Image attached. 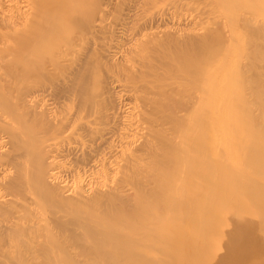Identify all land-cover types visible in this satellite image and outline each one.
Here are the masks:
<instances>
[{
  "label": "bare ground",
  "instance_id": "6f19581e",
  "mask_svg": "<svg viewBox=\"0 0 264 264\" xmlns=\"http://www.w3.org/2000/svg\"><path fill=\"white\" fill-rule=\"evenodd\" d=\"M124 1L93 10L97 1L66 0L65 17L91 33L75 52L74 22L30 0L27 15L43 6V25L28 31L36 46L17 35L34 47L20 59L4 31L16 20L1 14L0 238L46 235L23 264H264V0H209L187 18L190 2L168 0L170 11L144 21L140 4L161 0ZM214 9L207 30L202 15ZM102 12L111 23L95 19ZM21 68L46 82L17 89L18 101L9 82ZM32 122L39 137L55 125L67 133L31 143ZM62 160L70 167L58 172ZM15 207L45 222L19 224Z\"/></svg>",
  "mask_w": 264,
  "mask_h": 264
},
{
  "label": "rangeland",
  "instance_id": "374dc122",
  "mask_svg": "<svg viewBox=\"0 0 264 264\" xmlns=\"http://www.w3.org/2000/svg\"><path fill=\"white\" fill-rule=\"evenodd\" d=\"M35 1H36V0H35ZM35 1H32V0H31V3H32V2H35ZM42 1H45L44 4H46V1L48 2L49 0H41V1L39 0L40 3H42ZM67 1H68V0H67ZM96 1H97V2H96ZM101 1H102V0H101ZM101 1L98 2V0H94V2L99 3V4L94 3V4H95V5H94V4L91 3L90 5L87 4L88 8H87L86 6H83V7L89 9V6H90V9H91L92 5H94V9H93V7H92V9H93V10H96V8H95L96 5H100V4H103V3H104L103 6H102V8H103V7L105 8V5L107 4L106 1H109V0H103V1H102L103 3H101ZM128 1H129V0H128ZM128 1H124V2H126V4H127ZM167 1H168V0H164V1L161 0V1L157 2L156 5H155V4H150L151 7H150L149 4H148L149 7L147 6V8H146V6H145V7H144L145 10H144V8H142V7L144 6V3H143V5L140 4L139 10L142 9L144 12H142V10H140V11H138L137 13H138L139 15H141L140 17H141V19H142V18H143V15H146V16L148 15V17H149V14H150V17H151V16H154L153 14H155V15H159V14H157V13L162 12V11H163V13H164L165 11L168 12V11H170V10H169V7H170V4L172 3L173 0H172L170 3H168ZM169 1H170V0H169ZM187 1L191 3V4L189 3V6H188L189 9L186 8V10L188 9V10H187L188 12H187L186 10H182V11H181L182 14H181V12H180L181 16H182V15L185 16V14H186V16H185L186 18L188 17V15H191L192 13H194V10H197L198 7H196V6H198V5H199V6L201 5L202 7H203V5H208L209 8L211 7L210 3L208 2L209 0H195V2H194V0H187ZM29 2H30V0H9V1H8V0H0V7H1V8H0V16H1V14H4V13L7 14V13H9V14H7L8 17L12 15L14 21H15V20H16V21L18 20L17 23H15L16 21L13 23V27H12L13 30H12V28H10L12 25H10V27H9V25H8V26L6 27V29L4 28L5 25H4V24L2 25V27H3L2 29H5L4 31H6V34H7V32H8V35H7V36H9V33H10V35L12 36V37L9 36L8 39H9V41L11 40V41L13 42V44L9 42V43H10L9 45L15 46L17 52H18V49L23 48V46H25L24 49L27 48L26 46H28L27 49L31 50V52L34 51V50H32V49L34 48V47H33L34 42H35V45H34V46L37 45V44H36V41H35V38H36V34H35V33H36V32H35L36 30H35V29H37V28L39 29V28L43 25V24H42V23H43L42 20H41V21H38L39 23L35 21V20H36L35 17H38L40 14L42 15V13L44 12V11H43L42 13H39V12L42 11L43 6L40 7V5H38L39 3L37 4V5L40 7V11H39V9H38L39 12L37 11L38 13H36L35 16H34V12H33L32 16H33L34 18L31 16V18H33V19L30 20V15H27V14H31V13H32V12L29 13V10H30V9H29V6H30V5H29V4H30ZM51 2H52V0H50V3H51ZM55 2H56V3H55ZM164 2H166V3L169 4V5L167 4V7H166V8H165V6H166L165 4H166V3H165L164 6H163V3H164ZM173 2H174V1H173ZM193 2H194V3H193ZM15 3H16V4H15ZM17 3H18V4H17ZM48 3H49V2H48ZM48 3H47V5H48ZM50 3H49L48 8H45V7H44V8H45V12L43 13V15L46 14L45 16L48 17V18H49L50 16L52 17V15H53V17L55 18V17L58 15V16L56 17L57 19H55V20H59V18H61V20H60V21L62 22L61 24L64 23V25H65L67 28H68L69 24L73 21V22H74V23H73V24H74L73 27L71 26V25H72V23H71L69 28H71V29H74V27L77 28V29H74V30L77 31L76 33H78V32L80 31L79 28H82L81 26L79 27L80 22H79L77 19H75L74 17H73L74 19H72V18L67 19V17H65V16L70 17V13H71V11L68 9L69 7L66 6V0H65V3H62L61 0H54L51 4H50ZM105 3H106V4H105ZM204 3H205V4H204ZM26 4H27L28 6H27ZM42 4H43V3H42ZM42 4H41V5H42ZM52 4H53V6H52ZM62 4H63V5H62ZM161 4H162V5H161ZM50 5H51V6H50ZM59 5H60V6H59ZM64 5H65V7H67V8H65ZM145 5H146V4H145ZM18 6H20L19 9H21V8H22V9H21V10H17L16 8H17ZM23 6H24V7H23ZM45 6H46V5H45ZM100 6H101V5H100ZM100 6H97V8L100 7ZM168 6H169V7H168ZM191 6H193V9H194V7H195V9H194V10L191 9V8H190ZM15 7H16V8H15ZM39 7H38V8H39ZM112 7H113V6H112ZM159 7L162 8V9H160ZM163 7H164V8H163ZM202 7H201V8H202ZM51 8H52V9H51ZM54 8H55V9H54ZM60 8H61V9H60ZM100 8H101V7H100ZM199 8H200V7H199ZM199 8H198V9H199ZM1 9H2V10H1ZM5 9H6V10H5ZM65 9L67 10V12H66ZM87 9H84V11H87ZM90 9H89L88 11H90ZM137 9H138V8H137ZM137 9H136V10H137ZM165 9H166V10H165ZM167 9H168V10H167ZM190 9H191V10H190ZM22 10H23V11H22ZM24 10H26V11H24ZM52 10H53V11H52ZM82 10H83V9H82ZM99 10H101V9H99ZM149 10H150V11H149ZM164 10H165V11H164ZM189 10H190V11H189ZM1 11H3V12L1 13ZM61 11H62V13H61ZM63 11H64V12H63ZM91 11H92V10H91ZM91 11H90V12H91ZM97 11H98V10H97ZM97 11H94V12H97ZM183 11H184V12H183ZM214 11H215V12L213 13V12H209V10H208V13L202 15V17L204 16V18H202L203 21L205 20L203 26H204V28L207 29V30H208L209 27H215V25H216V23H217L216 21H218V20L214 21L213 17H214V16L216 17V16L218 15V11H219V9H214ZM10 12H11V13H10ZM25 12H26V13H25ZM55 12H56V13H55ZM59 12H60V13H59ZM152 12H153V13H152ZM185 12H186V13H185ZM50 13H51V14H50ZM64 13H65V14L67 13V15H65ZM68 13H69V14H68ZM105 13H106V12H105ZM107 13H108V12H107ZM6 14H4L3 16H6ZM22 14H24V15H22ZM25 14H26L27 16H26ZM37 14H39V15L37 16ZM48 14H49V15H48ZM63 14H64V15H63ZM102 14H103V12L100 13V16H99V15L96 16V14L93 15V16H96L95 19L98 18V20H99L100 22H102L101 24H103V25H107V23L109 24V21H110V20H113V19H110V16H111L112 14H110V15H104V14L102 15ZM180 14L177 13V15H179V17H181ZM41 15H40V16H41ZM47 15H48V16H47ZM61 15H62V16H61ZM139 15H137L136 18H137ZM162 15H163V14H162ZM23 16H24V19H26V18L29 16V20H30V21L27 22L28 24H27V23L24 24V23L22 22V21H24V20H21V19H22L21 17H23ZM25 16H26V18H25ZM40 16H39V17H40ZM98 16H99V17H98ZM112 16H113V15H112ZM146 16H145V17H146ZM183 16H182V18H183ZM6 17H7V16H6ZM39 17H38V18H39ZM42 17H44V16H41L40 18L43 19ZM78 17H79V16H78ZM140 17H138V18H140ZM145 17H144V18H145ZM148 17H146V18H148ZM185 17H184V19H185ZM14 18H16V19H14ZM62 18L65 19V22H64V20H63ZM100 18H101V19H100ZM103 18L106 19V21H105V20H102ZM111 18H112V17H111ZM136 18L134 17L133 19H136ZM146 18H145V19H146ZM44 19H45V18H44ZM93 19H94V17H93ZM145 19H142V20L144 21ZM62 20H63V21H62ZM66 20H67V22H66ZM69 20H70V21H69ZM76 20H77V22H76ZM79 20H80V18H79ZM107 20H108V21H107ZM137 20H138V19H137ZM142 20H141V21H142ZM132 21H133V20H132ZM139 21H140V20H139ZM141 21H140V22H141ZM18 22H19V23H18ZM22 23H23V24H22ZM65 23H67L68 26H67V24H65ZM75 23H76V25H75ZM78 23H79V24H78ZM110 23H111V21H110ZM84 24H85V23H84ZM0 25H1V24H0ZM23 25H24V26H23ZM17 26H18V27H17ZM25 26H26V27H25ZM23 27H24V28H23ZM21 28H23V29H21ZM25 28H26V29H25ZM30 28L32 29V30H31V33H32V31L35 30V31H34V32H35V33H34L35 36L33 35L34 37H32V38H31V36H30L29 33H28V31L30 32ZM14 29H15V31H14ZM28 29H29V30H28ZM8 30H9V31H8ZM20 30H21V31H20ZM81 30H82V31H80V32H81L80 35L77 34L78 36H81V37H80L81 39L77 40V37H78V36L75 35L76 33L73 34L74 37L76 36V40H75V38H74L73 36H71V38L73 37V40L71 41V44H73V43H74L73 41H75V45H74V44L72 45L73 48L75 49V52H76V50L78 51V49L80 48V45H81V47H83L82 45H84L85 42L88 40V38L90 39V37H91V33H88L87 30H86V31L83 30V29H81ZM16 31H17V32H16ZM24 31H25V32L27 31V32H26V33L28 34L27 38L29 39V40H28V39H25V40H28V41L31 40V44H33V45H31L32 47H31L30 45H25V44H26V43H25L26 41L23 43V44H24L23 46H22L21 44H17V42H18L19 39H20V38L17 37V35H18L19 37L22 38V35H25V34H24V33H25ZM11 32H12V33H11ZM15 32H16V33H15ZM20 32H21V33L24 32V33L20 34ZM83 32H86V33H83ZM18 33H19V34H18ZM13 34H14L15 36H14ZM81 34H84L83 37H82ZM88 36H89V37H88ZM24 37H25V36H24ZM87 37H88V38H87ZM10 38H12V39H10ZM13 38H14V39H13ZM17 38H18V40H17ZM82 38H83V39H82ZM32 40H33V41H32ZM54 40H55V41H54ZM54 40H53V41H54L53 44H54V43H59V44L61 43V46H59L60 48L58 47V44H57V47L54 46V48H56V49L59 48V49H60V50H59L60 53H61L62 50H63V51L66 50L65 52H67V51H68V50H67V46H70V48L68 47V49H71V51H72L73 48H71V44H70V43H68V45H65V46H66V49H63V48H64L63 43H62V42H59V41L56 40V39H54ZM20 41H21V39H20ZM22 41H23V39H22ZM28 41H27V42H28ZM82 41H83V42H82ZM72 42H73V43H72ZM7 43H8V42H7ZM19 43H20V42H19ZM83 43H84V44H83ZM27 44H29V43H27ZM69 44H70V45H69ZM19 46H20V48H19ZM21 46H22V47H21ZM29 46H30V48H29ZM6 47H8V46H6ZM17 47H18V49H17ZM61 47H63V48H61ZM56 49H53L54 52L56 51V52L59 53V51L56 50ZM61 49H62V50H61ZM74 49H73V50H74ZM29 50H27V51H29ZM24 51H25V53H26V49H25V50L22 49V51H19L20 53L22 52L21 55H20V53H17L16 51H15L14 53H15V55H17V57H19V59H20L21 57H23V56L25 57V55H26V56H27V55L29 56V55L31 54L30 52H29L28 54H27V53H26V54H23ZM65 52H64V54H66ZM58 53H57V54H58ZM60 53H59V54H60ZM70 53H71V52H70ZM73 53H74V52L72 51V54H73ZM59 54H58V55H59ZM61 54H62V53H61ZM67 54H69V53H67ZM31 55H32V54H31ZM189 67H190L189 69H191V71H190V73H189L188 75H186V76L191 77V74L193 73L194 66H193V65H190ZM9 68L11 69V67H8V70H10ZM30 71L33 72L34 70H31V68H29V69L21 68L20 71H19L20 73L17 72V74L20 75V74L23 73L24 76H23V74H22V77H21V76H19V77L17 76V77H16V75H17V74H16V75H15L16 79H13V80H11L12 82H9L10 85L13 84V86H14V88L11 89V90H12V94H14V95H13L14 98H15V96H17V97L19 98L20 95L22 96V95H24V93H25L24 91H23V93H22V91H17V89H18V90H19V89H21V90H25V89H26L25 91H26V92H29L28 90H30L31 87H33V86L36 87V85H38L37 82H38V83H39V82L42 83L44 80H45V82H46V79H45V78H38V76L34 77L33 74H35V72L32 73V72H30ZM28 72H29V73H28ZM10 73H11V71H10ZM25 74H26V75H25ZM25 76H26L28 79L25 78ZM29 76H30V77L32 76V77L30 78ZM56 76L58 77V74H56ZM23 77H24V78H23ZM13 78H14V77H13ZM17 78H18V80H17ZM34 78H35L36 80L38 79L39 81H38V80L36 81ZM97 78H98V76L95 78L93 84L96 82ZM34 80H35V81H34ZM41 80H42V81H41ZM17 81H18V82H17ZM21 82H23V83H21ZM35 82H36V83H35ZM9 83H8V84H9ZM15 83H16V84H15ZM18 83H19V84H18ZM5 84H6V83L3 84V87L5 86ZM8 84H6V86H7ZM14 84H15V85H14ZM25 84H26V85H25ZM32 84H33V86H32ZM10 85H8V86H10ZM6 86H5V87H6ZM15 86H17V88H16ZM30 86H31V87H30ZM10 87H12V86H10ZM26 87H27V88H26ZM7 88H8V87H7ZM7 88H5V89H6V91L8 92L10 89L7 90ZM15 88H16V89H15ZM33 88H34V87H33ZM5 89L3 90L4 92H5ZM27 89H28V90H27ZM34 89H35V88H34ZM13 90H14V91H13ZM31 90H32V88H31ZM31 90H30V91H31ZM7 92H6V93H7ZM13 92H15V93H13ZM16 92H17V93L19 92V93H21V94L18 93V95H15ZM6 93H5V95H6ZM7 94H8V95H7L8 98H9V95H12V94H10L9 92H8ZM10 97H11V96H10ZM17 97H16V98H17ZM12 98H13V97H12ZM12 98H11V99H12ZM14 98H13V100H14ZM16 98H15V99H16ZM16 100L19 101V99H16ZM72 104H73V103L70 102V106H72ZM19 106H21V105H19ZM65 108H66V107H65ZM0 110H1V107H0ZM18 110H20V107H19ZM89 118H90V117H89ZM90 119H92V118H90ZM8 121H9V120H8ZM10 121H11V119H10ZM30 124H32V125H30ZM60 124H61V123H60ZM29 125H30V132H29V133H31V132L35 129V130L31 133V135H30V137H29L31 140L34 138L35 141H31V143L35 142V144H36V143L38 144L39 141H41V142H42V140L44 141V137H49L48 135H50V137H53L54 134H52L51 132H53V131H57V132H59V131H58L59 129L57 130V128H60V127H61V125H59V127H56V130H55V126H56V125H55V126L52 127V128H54L53 131L51 130V129H52V128H51L49 131H47V133H48V134L46 133L47 135L44 133V134H45L44 137L41 136V135H40V137H39V136H37L39 133L36 132L37 129L34 127L33 122H32V123H29ZM57 126H58V125H57ZM32 127H33L34 129H33ZM27 129H28V127H27ZM31 129H32V130H31ZM61 130H62V129L60 128V131H61ZM67 130H69V129H67ZM28 131H29V130H27V132H28ZM40 131L45 132V131H43V130L38 129V132H40ZM50 131H51V132H50ZM62 131L65 132V133H67V131H64V130H62ZM49 132H50L51 134H50ZM57 132H56V133H57ZM63 132H62V134H63ZM36 133H37V134H36ZM53 133H55V132H53ZM56 133H55V134H56ZM68 133H70V131H69ZM32 134H33V135H32ZM40 134H42V133L40 132ZM51 135H52V136H51ZM69 135H70V134H69ZM32 136H35V137L37 136V137L35 138V137H32ZM54 136H55V135H54ZM62 136H63V135H62ZM64 136H66V134H65ZM31 137H32V138H31ZM38 137H39V139L41 138V140H38ZM42 137H43V138H42ZM50 137H49V138H46V139L50 140ZM36 140H37L38 142H36ZM48 140L44 141V143H46V144L49 143L50 141L48 142ZM70 163H71V162H70L69 160H62V161H59L58 164H57V165H59V166H55V167L57 168L56 171H58V168H59V171H61V170H63V169L65 170V168H66V170H67V166L70 165ZM4 165H5V164H4ZM68 167H70V166H68ZM64 170H63V171H64ZM59 171H58V172H59ZM126 189H127V188H126ZM126 189H125V190H124V189L122 190V192H123V191L126 192V193H122L123 197H126V196L129 194V190H126ZM127 191H128V192H127ZM124 194H127V195H124ZM29 203H30V202H29ZM33 206H34V205L32 204V207H33ZM17 207L20 208L19 206H17ZM17 207L14 208V210H16L15 212H14V210H13V212L16 214V215H15L16 218H18V217L20 216L19 214L21 213V212H20L21 209L19 210ZM32 207H31V210L34 208V207H33V208H32ZM16 208H17L19 211H18ZM36 208H37V207H36ZM36 208H35V210H36ZM37 209L39 210V208H37ZM26 210H27V209H26ZM31 210H28V211H31ZM38 210H36V211H38ZM17 211H18L19 214L17 213ZM21 211H22V210H21ZM28 211H26V212H28ZM36 211H35V212H36ZM22 212L24 213L25 210L23 209ZM26 212H25V213H26ZM38 212H40V210H39ZM33 213H34V211H33ZM33 213H32V212L29 213V219H28V216H27V218H25L26 215L23 216V214H22L21 217H19V220H18L19 222L15 221L16 219L13 220L12 218H14V217H11L10 219H6V220H8V221H5V220H4V221L9 223V222H10L9 220H11V221H13V222H17V223H19V224H20L21 222L24 221V222L22 223V224L24 225L25 223H26V224L31 223V222H29V221H30V220L32 221V219L34 218V219H33L34 222H35V221L38 222V221L40 220V223L42 222L40 225H42V224L45 222L44 218H43V217L41 216V214H40V215H39L40 217H39V219H38V218L35 216V215H36L35 213H34V217H33ZM11 214H12V213H11ZM11 214H10V215H11ZM30 214H31L32 216H31ZM13 215H14V214H13ZM17 215H18V216H17ZM8 216H9V215H8ZM30 216H31V218H30ZM22 217L24 218V220H23ZM35 217H36L38 220H37ZM41 217H42V218H41ZM21 218H22V220H21ZM26 219H28V220H26ZM25 220H26V222H25ZM41 220H44V221H41ZM49 220H50V219H49ZM47 222H48V224H50V226H51L52 224H54L52 220H51V222L49 223V221H48V219H47ZM8 223H5V224L10 226V224H8ZM11 223H12V222H11ZM51 223H52V224H51ZM45 225H46V223H45ZM52 226H53V225H52ZM46 227L48 228V225H47ZM42 234H43V233H42ZM52 234H53V232H52ZM52 234L50 233V235H48V237L50 238ZM3 235H4V234H2V237H1L0 239H2V238L4 239L5 235H4V236H3ZM27 236H29V234H28ZM45 236H46V235H45ZM45 236H44V237L42 236V239H40L41 237L38 238V239L31 238L32 241L30 240V242L28 241L30 238H28V240H26V239H23V240H22L21 237H18V239H21V240H18V239H17L16 242H15V245H14V244H9L8 242H10V241H8V239L6 240V238H5L4 240L7 241V242L5 241V242L7 243V245H6V243L4 242L3 239H2V241H3L5 244L2 243L1 240H0V243H1V244H0V261H1L0 264H18L20 261H21V262H20L19 264H21V263L23 264L21 258H26V257H24V256H28L27 254L29 253V251H27V250H29V249L32 250L33 248H35V243H37V245H39L40 240H41V242H42L43 240H44V241L47 240ZM30 237H32V236L30 235ZM38 237H39V236H38ZM48 237H47V238H48ZM36 238H37V237H36ZM11 240H12V239H11ZM14 240H15V239H14ZM14 240H13V241H14ZM24 240H26V242H24ZM20 241H23L24 244H25V243H28V242L30 243V244L28 243L29 245H28V244L26 245V246H27V249L25 248V245H24V244H23L22 247H21L22 242H20ZM17 242L20 243V244H18ZM31 242H32V243H31ZM41 242H40V244L43 243V242H42V243H41ZM12 243H13V242H12ZM1 245H2V246H1ZM10 245H11V246H10ZM13 245H14V246H13ZM30 245H31V246H30ZM37 245H36V246H37ZM5 246H6V247H5ZM19 246H20V247H19ZM33 246H34V247H33ZM7 247H8V248H7ZM12 247H13V248H12ZM14 247H15V248H14ZM18 247H19L20 249H19ZM21 248H22V250H21ZM23 248H24V249H23ZM12 249H13V251H12ZM14 249H15V250H14ZM17 250H18V251H17ZM25 250H26V251H25ZM21 251H22L23 254L21 253ZM12 252H13V253H12ZM25 252H26V254H25ZM27 252H28V253H27ZM5 253H6V254H5ZM9 253H11V254H9ZM14 253H15V254H14ZM8 254H9V255H8ZM11 255H12V256H11ZM17 255H18L19 259H18ZM10 256H11V257H10ZM21 256H22V257H21ZM16 258H17V259H16ZM2 260H3V263H2ZM11 260H12V261H11ZM14 260H15V261H14ZM16 260H17L18 262H17ZM26 260H27V259H26ZM9 262H10V263H9ZM15 262H16V263H15ZM26 262H27V263H26ZM26 262H24V264H28V261H26ZM29 264H30V262H29Z\"/></svg>",
  "mask_w": 264,
  "mask_h": 264
}]
</instances>
